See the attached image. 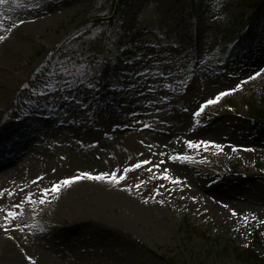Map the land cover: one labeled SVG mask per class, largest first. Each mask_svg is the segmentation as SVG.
I'll use <instances>...</instances> for the list:
<instances>
[{
	"label": "rangeland",
	"instance_id": "rangeland-1",
	"mask_svg": "<svg viewBox=\"0 0 264 264\" xmlns=\"http://www.w3.org/2000/svg\"><path fill=\"white\" fill-rule=\"evenodd\" d=\"M248 12L240 0L0 4V49L14 25L55 18L16 32L26 46L11 51L5 68L15 92L7 114L23 126L0 149L9 152L31 131L36 148L0 168V225L8 227H0V264H11L8 242L14 264H244L234 253L243 248L264 257V122L246 111L248 98L264 109V74L193 116L219 92L264 73V23L254 47L234 51L235 33L257 26ZM187 140L223 150L188 149ZM177 154L191 159H168ZM143 160L152 163L119 183L80 177L119 176ZM164 169L170 179H160ZM68 178L81 183L84 199L68 203L64 186L39 203L40 189ZM230 190L240 215L217 195ZM8 211L18 215L5 221Z\"/></svg>",
	"mask_w": 264,
	"mask_h": 264
},
{
	"label": "bare ground",
	"instance_id": "bare-ground-1",
	"mask_svg": "<svg viewBox=\"0 0 264 264\" xmlns=\"http://www.w3.org/2000/svg\"><path fill=\"white\" fill-rule=\"evenodd\" d=\"M54 19L55 18L53 17V15H48L45 21L39 19L36 24H29V25L27 24L26 26L16 27L14 31L12 30L9 33L10 37L6 45L3 44V46L0 49V103L4 102L3 99L5 100L6 98H8V101H5L6 104H4L3 106L0 105V144L2 140L6 141L11 137H15L17 133L20 132V129L23 126V124H21L22 122L13 121L10 118V116L7 114V112L9 113L10 104L14 102V100L12 99L13 97H10L8 95H15V92L13 89H11L12 78L10 77V75L6 73L5 68H7V66L10 64L11 51L12 50L16 51L17 49H21L26 46L24 40H21L18 37V34H16V32L21 31L22 29H26V30L28 29L30 32L36 31L38 27H44L45 23L48 24V22ZM34 135L35 133L31 131L28 132L26 135L21 136L22 137L20 141L21 144L18 145L17 147L10 149L9 152L0 149V168H2L3 166H7V164L11 162V158L12 160L15 158L22 159V156L31 155L32 152L35 150L36 146H33V144H31V140L29 139H32ZM22 152H24L25 154L21 155ZM77 185L81 186V183L76 185L71 184L64 188V193L68 198V203L70 204L78 203L80 200L84 199L85 197L82 194L81 190H79V188L76 189ZM93 190L95 195L92 197H95V199L97 200L99 195H101V193H99L100 187L98 185H93ZM219 194H220V198L226 200L227 210H229L230 212L235 211L237 215L242 214L243 210L240 209L241 207L240 202L236 199L230 198V197L236 198L237 195L236 192L230 190L229 196L222 195V192H217V195ZM226 198L229 200L227 201ZM96 226L100 227L99 223H97ZM3 242L5 241L3 240ZM10 243L11 242H8L4 246L3 252H6L8 254L10 263L14 264L12 262H14L15 259L16 261L18 260V254L14 252V249L13 247H11Z\"/></svg>",
	"mask_w": 264,
	"mask_h": 264
},
{
	"label": "snow or ice",
	"instance_id": "snow-or-ice-1",
	"mask_svg": "<svg viewBox=\"0 0 264 264\" xmlns=\"http://www.w3.org/2000/svg\"><path fill=\"white\" fill-rule=\"evenodd\" d=\"M6 0H0V4H3L5 3ZM14 27H19V25H14ZM11 30V29H10ZM5 39V37L3 36H0V42H2L3 40ZM262 74L264 73H260V72H257L254 76H250L248 78V80H242L239 84H237L235 86V88L233 89H230L228 91H221L219 92L215 98L213 99H208L204 104H202L198 110H196L194 113H193V116L194 117H200L205 109L210 106V105H215L216 103H218L223 97H226L228 95H231L233 94L234 92L238 91V90H241L243 85L244 84H247L249 83L251 80H254L256 79L257 77L261 76ZM92 86V85H90ZM25 87H27V85H25ZM65 99H67V97H65ZM144 127H149V125H145ZM143 143V141L141 142ZM185 144H186V147L188 149H200V148H203L204 150H209L210 148H215L218 152L222 151V146L220 144H217L215 142H212V141H199V142H194V141H191V140H187L185 141ZM149 148H151L152 146L151 145H148ZM165 147H167V145H165ZM233 151H236L235 148L232 149ZM142 155V154H141ZM155 155V153H154ZM160 155H165V153H160ZM63 159V157H62ZM169 160L171 161H187V160H190L191 157L190 156H187V155H182V154H177V155H173V156H169L168 157ZM152 162L150 160H143V161H139L137 162L135 165H132L131 167L129 168H125L123 170V174L117 176V173L116 172H112L111 174H108V173H102L100 175H96V176H93L89 173H80V177H83V178H86V179H94V180H105V179H110V182H113V183H119L120 181H123L126 179V174L130 171H133L135 169H139V168H142L144 165H149L151 164ZM164 161H161L160 164H163ZM160 164H156L154 165L153 167L155 168H159L160 167ZM149 172L152 171L151 168L147 169ZM53 171H55V169H53ZM167 172H168V169H164V174H162L160 176V179H170L169 176L167 175ZM43 180V177H37L36 180L32 181L33 184H37L39 181H42ZM75 182V179L73 178H68V179H63L55 184H53L50 188H43V189H40L39 191V194H40V201L39 203L41 204H44L46 202V198L48 195H54L56 193H58L59 189L61 187H64V186H68V185H71L72 183ZM172 183L174 184H181L183 183L182 181L178 180V179H172L171 180ZM143 183V182H142ZM137 188L140 187V185L138 184L136 186ZM4 191H7V190H4ZM4 191H0V196H3L4 194ZM21 191H23V189H21ZM9 196L11 195H14L13 193L9 192L8 193ZM32 195L34 194H29L28 197H26V199L28 200V202H32ZM146 202V201H145ZM21 205L19 204H16L14 205L13 207L14 208H19ZM0 211H2V209H0ZM18 215V213L16 212H13V211H8L4 217V220L5 221H8L10 218L14 219L16 216ZM232 215L233 216H236L237 213L235 211L232 212ZM255 219V217H254ZM262 224H264V221H261ZM0 227H3L4 231H8V227L6 224L4 225H0ZM29 260L31 259L30 257L28 258Z\"/></svg>",
	"mask_w": 264,
	"mask_h": 264
},
{
	"label": "trees",
	"instance_id": "trees-1",
	"mask_svg": "<svg viewBox=\"0 0 264 264\" xmlns=\"http://www.w3.org/2000/svg\"><path fill=\"white\" fill-rule=\"evenodd\" d=\"M242 4L245 5V7L248 8V17L251 22H259L262 23L264 21V0H240ZM253 28L250 26L248 29L245 28L244 30L237 33L238 35V44L242 46L243 49L250 46L252 47L253 41L255 39V35L252 34ZM92 42V41H91ZM93 42L91 43V45ZM98 49V44L94 43L93 48H90V52L93 50ZM248 105L247 111L250 112V117L252 121H263L264 120V109L261 107L260 103H256L253 100L247 99ZM245 100V101H247ZM231 105H233V102H231ZM258 112L259 116H254L253 112ZM234 253L236 254V257L238 258V261L243 262L244 264H264V257H260L257 255L256 252H254L252 249L249 248H243V249H235ZM163 259V258H162ZM164 260V259H163ZM163 264H174L172 258H167L164 260Z\"/></svg>",
	"mask_w": 264,
	"mask_h": 264
}]
</instances>
